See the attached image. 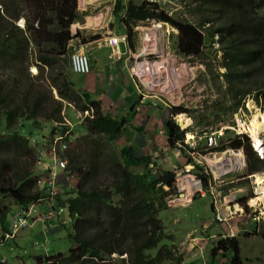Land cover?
<instances>
[{
	"label": "trees",
	"instance_id": "trees-1",
	"mask_svg": "<svg viewBox=\"0 0 264 264\" xmlns=\"http://www.w3.org/2000/svg\"><path fill=\"white\" fill-rule=\"evenodd\" d=\"M193 1L197 2V5L190 11L198 14V25L188 19L169 16L160 9L156 12L151 9L155 6L152 3L130 5L125 23L128 25L147 18L169 22L179 30L178 50L185 56H199L205 48L204 45L208 42L212 43L214 35L218 34L223 52L222 66L226 68L223 73L226 87L235 88L226 111L232 115L237 110L240 99L252 91H262L264 99V0ZM19 2L29 9L30 19L25 22L24 32L13 23L19 15L9 14L11 29L7 34H0V57L11 52V49L22 48L26 51L27 46L32 45L44 68H50L49 72L43 75L57 89L60 96L74 101L78 107L83 108L88 102L93 108L92 117L74 127L82 136L77 138V150L67 153L66 170L77 174L79 183L75 191L68 193V199L61 201L69 211L70 217L76 212L81 219L79 217L80 220L75 224L73 232L69 234L70 227L66 229L68 231L66 238L73 241V247L64 254L55 255L52 264L172 262L175 258L166 242H162L163 237L161 232L159 233L161 229L159 211L165 206L164 198L168 194L162 188V184L166 183L172 189L173 172L164 171L157 178L147 179L150 156L144 153L138 154L133 143L122 144L118 149H115L114 144L111 143L112 139L127 129L124 117L102 113L98 100H92L90 94L84 90H76L79 87L68 71L61 72L59 69V77L51 76V71L54 72L62 67L57 63L59 61L57 57L66 53L65 44L69 37L66 27L68 22L76 17L75 0H0L7 12L15 8ZM4 22L6 18L0 15V32ZM35 22L36 26H34ZM208 22L213 24L206 28L205 24ZM20 75V73L15 74V76ZM43 75L40 74L35 78H39L38 82L33 80L35 89L31 80H29V88L27 81H24L26 91L21 99L27 106L25 112L23 109L12 108L0 113L2 126L7 129L4 143L11 141L15 148H20L27 143L21 131L32 133L37 117L46 120L58 119L56 112L60 102L56 106L49 92L43 90L44 86L41 82ZM236 81L247 85L244 88L236 87ZM7 95H10L9 92L0 94V111L6 106L3 101ZM49 104L54 105L50 110L46 109ZM21 117L25 120H21L22 123L15 127L16 121ZM221 119L223 120L218 118ZM164 126L167 130L168 146L175 147L177 143L183 145L184 130H180L171 120H166ZM0 142H2L1 138ZM226 148L243 150L249 172L264 170V160L257 158L247 136L237 135L225 129L218 139L217 146L210 150L221 151ZM193 165L194 170H197L196 175L201 179L202 187L207 189L210 176L199 164ZM142 167L144 171H141ZM104 171L112 173L113 177L111 184L104 186L107 189L102 191L99 189L98 178L99 173ZM28 176L26 166L22 168L14 165L12 168L10 164L4 162L0 169V195L10 198L20 207L38 198L49 200V196L43 190L36 193L28 190ZM110 195H118L120 200L110 202ZM104 210L103 219L97 213ZM4 218V214L0 213L2 223L5 221ZM83 227L86 229L83 230ZM261 228L263 229L262 225ZM262 237L264 238L263 233ZM215 250H221L223 255L232 253L228 264H245L237 238H219ZM112 253L118 256L125 254L126 257L113 258L110 256ZM0 264L4 263L0 262Z\"/></svg>",
	"mask_w": 264,
	"mask_h": 264
},
{
	"label": "rangeland",
	"instance_id": "rangeland-1",
	"mask_svg": "<svg viewBox=\"0 0 264 264\" xmlns=\"http://www.w3.org/2000/svg\"><path fill=\"white\" fill-rule=\"evenodd\" d=\"M88 1L94 0H77V3L79 6L82 5L83 2ZM151 1H153V3L155 2L154 4H156L157 2L159 9H161L162 11H165L166 13L172 14L174 16L178 14V18L188 19L198 25V14L190 11L191 9L195 8L197 2L193 0ZM112 4L113 2L110 0H102L101 2H98L97 5L89 8L88 10H84V13L93 14L96 11L103 9L107 12V15H110L114 7V4ZM109 7L110 10H108ZM181 9H185L183 13L178 12ZM175 11L177 13H174ZM2 13L6 17V22L3 23V32L5 34H7L11 29V26L9 24V14L14 15L15 13L19 15V18H30L29 9L25 4L21 2L17 3L16 7L11 8V10L8 12L3 9ZM88 20H90V23L92 22V19L90 17H88ZM212 24V22H208L205 24V27L208 28L212 26ZM115 25L117 27V34L125 31L118 18H115L114 22L104 20L98 24L93 23L92 27H89L87 31H82L79 40L82 41L86 39V46H95L97 42H100V40H104V37L109 36L110 34H114ZM135 27H137L135 28L136 30L134 28L133 30L134 32L136 31L135 37L137 41V47L145 45L144 48H150L148 51H146V53L138 58L139 63L149 65L160 64V66H165L166 68V72L157 77L160 80L158 84L162 83L161 85L155 87L154 90H147L145 87L141 86V91L143 93L159 97L158 102H160V104L162 105L164 116H166L167 118L170 117L171 119L175 118L176 122L178 120L180 128H184V126H186L185 124H189L190 126H192V133L187 132L185 134L184 142L185 144H187V146L182 145L180 146L181 149L178 148L179 144L176 147H169L167 144L166 136L160 133V130H156L155 135H150L153 141H149L150 136L143 135V132L137 133L134 127L142 123L144 110H141L138 115L132 118L131 124L127 125L130 133L122 132L118 137L111 140V143L114 144L113 146L115 149H118L122 144L133 141L138 144V147L136 148L137 153L146 151L147 155L150 154V161L152 163L150 168L152 170L150 169L148 171L147 179H153L166 170H171L172 172H174V192L176 194H174L172 189H169V187L164 189V191L168 193L164 198L166 205L159 212V219L161 220V229L159 233L161 232V235L163 237L162 241L166 242L170 251L171 249H173V245L176 246L175 252H173L174 256H178L179 254L184 252V258L186 260L194 261V263L192 264H199V261L200 264H208L209 256L206 255V249L208 246H205L203 243V239L201 237L197 238V235L204 231V229L207 231H210L212 229V227H208V219H210V200H212L213 197L209 198L206 195L201 198L200 194L204 192L202 190V192L200 193L194 191L195 194L192 193V195H190L193 196L194 194L193 198L198 196L199 199L196 198L194 200L193 198L190 199V197L187 202H185L186 200H182V202L177 200V198L179 197L178 193L180 192V188L177 185L178 180L186 174H191L197 180V178L195 177V173L197 172V170L191 169V167L188 166V162L190 160H194L200 166H202L204 168V171L210 176L211 179L209 184L212 186L213 190L216 189L217 191H221V193L223 194L220 197L219 195H215V204L217 207H220L223 212L226 213L229 226H231V228L235 230L233 235H236L237 239L240 242L239 244L241 247L242 256L244 258H249L247 264H264V238L262 237V233L264 234V217L260 215V212L264 209H262L260 203L256 204L255 202V198L257 196H264V190H261V187L256 181L255 183L257 184V187L254 188V180L253 178H251L252 174H250V172L246 170V158L241 149L232 151L226 149V151L223 152H206L205 149L208 147L207 144L209 143L207 142V139L205 141V139L203 138L204 133L201 132V130L205 128L218 129L217 131L219 132H223V128L225 127H229L233 130L234 125L237 123L235 126L237 132L239 130H242L243 127H248L250 128V132L248 130L246 133L250 134L249 136H251L252 142L254 137L261 139V137H263L262 133L264 131V110H259L261 109L262 105V107H264L262 100H255L256 93L252 92L251 95L242 100L244 105L243 108L238 107L236 112L230 116V113L226 111V107H228L231 103V95L234 93L235 88L234 86L231 89H228V87H226L225 77L223 76L225 68L222 66L223 54L221 50H218V48L220 47L219 44L210 45L211 43L208 42L206 43V45H204L205 48L199 56H184L177 50V41L176 36L174 35L176 34V32L172 30L169 24H159L157 22H154V20H146L139 22ZM199 28L202 29V27L200 26ZM203 30L206 32V29L204 27ZM130 33L131 35L133 34L132 29ZM143 36H149V41H145L143 43ZM218 37L219 36L215 37L216 41ZM36 54L37 53H35L34 51L27 52L23 59V64H30V71L34 70L33 66H35L37 71L39 69L37 67V61L35 60ZM67 58L68 57L65 54L57 57V60H59L58 63L62 67L57 68L54 72L51 71L52 77L55 75L59 77V69L61 70V72H65L67 70L70 71L69 66L66 62ZM91 65H94L93 60H91ZM43 69V73H41L42 71H40V73L38 71L37 76H39L40 74L43 75L45 72H49L50 70V68ZM140 69L143 72H150L151 70L149 66L145 65L143 67H140ZM13 77L18 78L15 79ZM81 78L82 76H75L77 83H80ZM34 79H32L31 81L33 84L32 87L35 89L36 85L33 81ZM38 80L39 78L35 79V82H38ZM47 80L43 75L41 81L43 83L42 85L44 86L43 90H47L49 92L51 99L54 100L56 106H58L59 96L58 94H55V89L53 88L54 86L51 85V83H49ZM118 80L121 82L122 86V81H124V79H122L121 75L118 76ZM24 81H27V86L29 88L30 82L24 73H21L20 76H15L12 73L10 75L0 76V94L9 92L11 100L20 104V98L24 97L26 91ZM146 83L148 87V80H146ZM235 85L236 87L244 88L247 84H241L236 81ZM113 87L118 88L116 83L113 84ZM84 90L86 91V89ZM126 90L129 91V88H126ZM118 91L119 89L115 93L113 92L111 94V92H109L110 95L104 96L101 93L96 95V91L92 90L90 96L91 99H94L95 97L98 98V96L101 95L103 98H105L103 101V111L117 113V110L123 108L121 106L122 101H120L119 99L120 97L118 96V98L115 99V95L118 94ZM153 99L157 100L156 98ZM48 107L53 108L54 105L49 104ZM175 107H180L188 110V112L192 116H196L197 120L192 119L191 117L188 118L189 116H187L186 113L176 116L175 113L171 111V109ZM72 108H76L75 103L68 102V100H63L60 101L59 108L56 112L58 117H60L65 123L62 124L63 128L61 127L60 129L65 130L67 128H70L71 134L73 136L71 137V142L69 143V149L67 152L77 150V138L82 136L73 129L74 125L78 123L81 117V113H77L78 111H76L73 118L70 119L68 115L72 116V114L74 113L72 111ZM24 109L26 110V107H24ZM3 112H5V109L3 110ZM154 112H159V110L157 108H154ZM217 114H219V116H217ZM218 118H223V120L221 119V121H218ZM201 121L204 122V126L210 122L215 123L214 126L203 127ZM144 123L149 126H153L154 129L156 128L157 124L159 126L157 127V129L162 128L161 120L157 121L156 119L150 118L148 116L146 117ZM20 124L21 122L17 120L14 126L17 127ZM36 124L39 128H42L44 130L39 131V133H36L35 135L39 138L40 135L46 134L44 136L45 138H47V136L50 135V132L45 133V129L50 128L52 123H47L43 120L42 117H37ZM260 124H262L261 128ZM161 135H163V137ZM141 138H145L146 140H148V142H150V145L145 140L143 141ZM262 142H264V140H262ZM35 146L36 148H34ZM45 146L41 151H39V144L31 142L29 145L30 148H33L35 154H41L46 157V153L48 152L47 148H49L50 150V146ZM188 146H190L191 148L195 147L197 152L191 150ZM237 153L241 154L244 161V165L242 164V167L240 166L239 168L236 164H234V159L236 158ZM255 153L257 154V151H255ZM7 155L8 157L11 156L9 153H7ZM218 161H221L224 164V170H222V168H220V171L215 170L214 165L217 164ZM9 162L15 163L17 167L19 166L23 168L26 166V170L30 172V176L28 178H32V181H34V178L36 179L37 174H42V163L38 161L37 158L33 159L27 157V153L25 150L22 154H20L17 160H14V158H12L11 160H9ZM50 162V159L45 160L44 167L46 168L48 166H52V163L50 164ZM141 171H144V169L142 168ZM61 173H63V171ZM256 173L263 174L264 170H260ZM57 174L59 175L60 173ZM112 177V173L107 171L99 173V189L102 191L103 189H107L104 188V186L111 184ZM220 179L223 180V183H220ZM71 181L73 188H75L76 184L79 183V176L75 173H72ZM34 183L35 188L31 189V191L39 190V186L37 185L36 181H34ZM257 191H260V194H257ZM234 195L236 196L235 200L229 203H227V201H224V198H226L227 196ZM119 200L120 197L118 195H110V202H118ZM220 200L221 202H219ZM258 201L260 202V200ZM0 202L3 206H8L10 204V202L4 197H1ZM233 202H238V204L236 205L239 206V211L235 209V204ZM97 214H100L104 219L105 210ZM9 215L10 213L3 223L5 227H8ZM196 216H205L206 224L204 229L199 230L198 223L200 224L201 222H196L194 220ZM261 225L263 226V229L261 228ZM28 228L29 226H26L24 228L25 232L28 231ZM82 229L84 230L86 229V227H83ZM37 231L38 226L29 233L19 235L18 237L8 240L4 244L0 245V252L6 258V264H36L34 258L35 255H44L46 254V252L50 254H56V251L66 252L69 247L73 246L71 241H69L65 237H62L59 233H51L49 237L44 240V244L42 246L27 249L30 242L36 239L35 233ZM37 238L42 239L41 234H38ZM16 243L24 247L26 246V251L24 252L23 249L15 248ZM9 245L14 246L15 249L9 250ZM112 256L113 258H118L117 254H112ZM228 257L229 255L227 256V258Z\"/></svg>",
	"mask_w": 264,
	"mask_h": 264
},
{
	"label": "clouds",
	"instance_id": "clouds-1",
	"mask_svg": "<svg viewBox=\"0 0 264 264\" xmlns=\"http://www.w3.org/2000/svg\"><path fill=\"white\" fill-rule=\"evenodd\" d=\"M101 1L102 0L83 2L82 5L78 6L77 0H75L74 13L76 14V17L73 20H71L70 22H68L67 27H66V30L69 32V37L66 40V44H65V49H66L65 55H67V57H68L66 62H67L69 69H70V71L69 70H67V71L70 72L71 75L73 73L72 76L74 77V79H75L76 75L82 76V78L80 79V83H77L76 79H75V83L79 87V89L77 88L78 90H84L83 89L84 77L88 76L93 71V68H92L93 66L91 65V59H90V51L93 48H106L110 51L111 56H114L113 54H118V57L121 56L120 60L125 61V64H124L125 74L128 75V77L132 81H134L136 84V91H137L136 96H135L136 99H134L130 103H124L122 101L121 106L123 108H120L119 110H117V113H111L110 111H103V105L104 104H102L101 99H97L95 97L92 100H98L100 102V109H101L102 113L109 114L111 116H116V117L117 116L124 117L125 122H126L125 126L127 128L124 131V133H126V132L130 133V130H128L127 125L131 124L132 118H134L136 115H138L141 110H144V113H143L144 117H142V123L141 124L134 126L137 133L143 132V135H148V136L155 135V131L157 129L156 128L154 129L153 126H149V125L145 124L144 121L146 120L147 116L150 118H154V119H160L162 122V128L158 129V130H160L159 132L166 136L167 144H168L167 130L165 129V126H164L165 121L171 120V121L175 122L176 125L180 128V126H179L180 124H179L178 120L176 122L175 118L171 119L170 117L167 118L166 116H164V112L162 111V105L160 104V102H158L159 97H156L155 95H149V94L143 93L141 91V86L145 87L147 90H154L155 87H157L158 85H161L162 83L158 84V82L160 80L157 77L159 75L165 73L166 68H165V66L164 67L160 66V64L159 65L154 64L155 65L154 66V65L139 63L138 58L140 56H142L144 53H146V51H148L150 48H144L145 45L137 47V41H136V37H135L136 31L134 32L133 28L134 29L137 28L135 26L139 22L146 21V20H154V22H157L159 24H169L171 26L172 30L176 32V34H174V35L176 36L177 50H178V39H177V37L179 34V30L175 26L171 25L169 22L163 21V20H156L155 18H147L144 20H138V21H135L133 23H129L128 25H126L125 16H126L127 9L129 8V6L130 5L139 6V5H142L144 3L154 4L155 2L153 3V1H151V0H140V1H138V0H110L114 4L113 11L110 15H107V12L104 11L103 9H100L93 14L92 13H84V10H88L89 8L97 5V3L101 2ZM90 3H94V4H90ZM121 6H122V10H120ZM3 9L4 8H3L2 4L0 3V15H2L4 18H6L5 15L2 13ZM151 9H154L157 12L159 10L158 3L156 2L155 6L151 7ZM108 10H110V7L108 8ZM176 10H178V9H176ZM184 10L185 9H181L178 12L183 13ZM174 13H177V12L175 11ZM101 14H103V18L101 19V21L108 20L109 22H114V19L118 18L119 22L123 25L125 31H123V33L117 34L116 33L117 27L115 25L114 34H112V35L110 34L109 36L104 37V40H100V42H97V44L95 46H86V42H87L86 39L82 40V41L79 40L81 32L87 31L89 27H92L93 23L94 24L100 23L101 22L100 21ZM167 15L172 16L174 18H178V16H177L178 14L174 16L172 14L167 13ZM88 17H90L93 20L91 22V24H89V25L87 24ZM29 19L30 18H23V17L19 18L18 17L16 20L13 21V23L17 28H19L25 32V22ZM178 19H184V18H178ZM36 25H37V23L35 22L34 26H36ZM155 26H158V25H155ZM3 29H4V27L2 25V29H1L0 34L4 33ZM131 29H132V33H133L132 35L130 33ZM216 36H219V35L218 34L214 35V39H213L214 41L210 45H212V44H219L220 45V43H219L220 36L218 37L217 41L215 40ZM146 37H148V39H146ZM95 38H97V37H95ZM145 41H149V36H145V37L143 36L142 37V42L144 43ZM119 43H126L127 44L125 52H121L120 50H118V44ZM218 50H221V48L219 47ZM10 51L11 52L0 57V76L10 75L11 73L14 75L17 73H20V74L24 73L29 80H32V79L37 77L38 71H39V73L42 70L44 71L43 68L45 66H44L43 62H41L38 59V53L36 52L35 48L32 45H28L26 48V51L22 48H14V49H11ZM31 51H34L35 53H37L35 60L37 61V65H38L37 67L39 68L38 71L35 68V66H33L34 70L30 71L29 70L30 64H23V59L25 57V54L27 52H31ZM178 52H180V51L178 50ZM76 53L83 55L85 57L86 68H83V69H74L73 68L71 56L73 54H76ZM222 54H223V52H222ZM57 63H58V61H57ZM144 65L150 67V69H151L150 72H139L138 73L137 69L139 67H143ZM225 71H226V68H225ZM126 75H124V76H126ZM34 76H36V77H34ZM139 78H141V79H139ZM144 78H147V80H148V85H149L148 87H147V83L144 82L145 80H143ZM138 79H139V81H138ZM113 84L114 83L108 84L104 90L98 88V90H96V95L101 93L104 96L105 95L108 96V95H110V93H108L107 90H109L111 92V94L113 92L115 93V90L117 87H113ZM138 84H139V86H138ZM117 86H118V84H117ZM163 87H166V86H163ZM53 88L55 89V94L56 95L58 94V96H59V99H58L59 102L63 101V100H68L64 97H61L60 94L58 93L57 89L55 87H53ZM118 88H119V86H118ZM120 88H123V87H120ZM86 92H88V91H86ZM252 92L256 93L255 100L261 99L263 104H264L262 91L261 92L252 91ZM252 92L244 95L240 99V103H239L238 107L243 108L244 105H243L242 100H244L247 96L251 95ZM52 93H53V91H52ZM88 93L90 94V92H88ZM258 95H259V97H258ZM118 96L121 98L120 92H118V94L115 95V99L118 98ZM153 98H156L157 100H155ZM20 101H21V103L18 104L15 101L11 100L10 95H7V98L3 101V104L6 105L3 108V110L5 109V111H6L7 109L16 108V110L23 109L25 112L26 110L24 109V107H27V106L25 104H23L21 98H20ZM68 102L75 103L74 101H70V100H68ZM262 106H261V109H259L260 111L264 110V109H262V108H264ZM154 108H157L159 110V112H154ZM46 109L50 110L52 108L48 107ZM3 110L0 111V113H3ZM42 110L44 112V109H42ZM104 110H105V108H104ZM72 111L74 112L72 114V116L68 115V117L70 119L73 118L76 111H78L77 113H81V117H80L78 123H76L74 125V127L83 124V122L87 118H90L93 115V108H92L90 103L86 104L85 107H83V108L78 107V104H76V108L73 109ZM171 111L173 113H175L176 116L186 113L187 116H189L188 118L191 117L192 119L197 120L196 116L193 115L194 116V118H193V116L188 112V110H186L184 108L175 107V108H172ZM154 113H156V114L159 113L160 117L157 118L154 115ZM121 114H123V115H121ZM24 115H26V114H24ZM56 117L58 119H51V120H46L42 117L45 122L52 123L50 128L45 129V133L50 132V135L47 136V138H45V136H44L46 134L40 135L39 138L35 135L36 133H39V131L44 130L42 128H39L36 124L35 129L33 130L32 133H27V132L22 133V131H21V135L27 140V143H26V145H22L20 148H15L13 142H11V141L4 143V136L7 137V133H6L7 129L4 126H2V117L0 116V138L2 139V142H0V169H1V166L3 165L4 162H7L13 168L15 163H10L9 160H11L12 158H14V160H17L18 157L20 156V153H23V151L25 150L27 153V157L33 158V159L37 158L38 161H40L42 163V174H37L36 179L34 178V181H36L37 185L39 186V190H43L44 192H46L47 196H49L48 197L49 200H46V198H38L34 202L29 201L26 205H24V207H20V206L16 205L10 198H7V197H4L3 195H0V200H1V197H4L10 202V204L8 206H3L0 202V213H1V215L4 214V216H5L4 220H6V218L8 217V214L10 213L9 218H8V221H9L8 227H5L3 225V223L0 221V245L4 244L8 240H11V239L18 237L19 235L27 234L30 231H32L35 227L38 226V231L35 233L36 239H34L33 241L30 242L27 249L42 246L44 244V240H46L51 233H59L62 237L66 238V235L68 234V231H66V229L70 227L69 228L70 229L69 234H70L71 232L74 231L75 224L78 223L79 220L81 219V217L76 212L73 214L71 213L72 216L70 217L69 211L64 206V204L61 203V201L68 199V193L70 191L76 190L77 184H76L75 188H73V185L71 184L72 183V181H71L72 172L66 170V168H67V153H68L67 151L69 149V143L71 142V137H73L71 134V129L70 128H67L65 130L60 129L62 127V124H65V123L62 121V119L60 117H58L57 114H56ZM21 120H25V118L21 117L19 119V121H21ZM218 121H221V120H218ZM30 122L31 121H28V123H30ZM23 123H25V122H23ZM214 123L210 122L204 126V122H202V126L203 127H211V126H214ZM236 124L234 125L233 130L230 129L229 127H225V128H223V132H219V131H217L218 129H214V128H210V129L205 128V129L201 130V132L204 133L203 138L205 139V141L207 139V142L209 143V144H207L208 147L205 149L206 152L211 151L210 150L211 148L217 146L218 139L220 136L223 135L225 129H229L237 135L247 136L251 149L255 150L254 145L251 141V136H249L250 134L246 133L248 130L250 132V128L243 127L242 130H239L237 132V130L235 129ZM189 126L190 125L187 124L186 126H184V128H180V130H184V133H183V145L184 146H187V144H185V142H184L185 141V134L187 132L192 133V126H190V127ZM74 127H73V129H74ZM187 127H189V128H187ZM151 136L149 138V141H153ZM262 136L264 137V131L262 133ZM139 139H138V141H139ZM141 139L143 141L145 140L150 145V142H148V140H146L145 138H141ZM31 142H33L35 144H39V151H41L45 145L50 146V150H49V148H47L48 152L46 153V157L41 155V154H35L33 148L29 147ZM127 143H133L136 148L138 147V144L136 142L130 141ZM127 143H125V144H127ZM178 144H179L178 148L181 149L180 146H182V144L177 143L176 146ZM13 147H14V149L19 151L20 153L16 152L13 149ZM188 147L191 150L196 151L195 147H193V148H191L190 146H188ZM34 148H36V146ZM226 149H228L230 151L237 150L234 148H226ZM226 149L221 150V151H214V152H223V151H226ZM238 149H241V148H238ZM254 150H253V152L255 153L256 150L255 151ZM241 151L243 152L242 149H241ZM136 152H137V149H136ZM7 153H9L11 156L8 157ZM141 153L147 154L146 151H143ZM138 154H140V153H138ZM238 154L239 153H237V155ZM255 155L259 156V157L257 156V158L264 160V157H262L258 151H257V154L255 153ZM149 156H150V154H149ZM245 158H246V156H245ZM47 159L51 160L50 164L52 163V166H48L45 168L44 164H45V160H47ZM241 159H242V156H241ZM59 160L64 161V167L59 166V164H58ZM188 163H189L188 166H190L191 169H195L194 165H193L194 163L198 164L194 160H190ZM242 164L244 165L243 159L241 160V165H239L237 167L238 168L240 166L242 167ZM151 165H152V163L150 161L147 165L148 170L151 169L150 168ZM246 165H247V158H246ZM246 170H247V167H246ZM62 171H63V173H61ZM166 171L172 172L171 170H166ZM256 172H258V171H251L250 172V174H252L251 178H253V180H255L254 174H256ZM57 173H60V174L58 175ZM173 174H174V172H173ZM188 175H191V174H188ZM195 175H196V173H195ZM29 176H30V172H29ZM191 177L193 179H195L192 175H191ZM195 177L197 178V180L196 179L195 180L198 182V187L196 189H194V191L200 193L203 190L204 192L200 194L201 198L206 196V195L209 198L213 197V199H212L213 201L210 200L211 205H209V207H210L209 209L211 211L210 212L211 221H209V223H208V227H212V229L210 231H207L204 229L205 224H206L205 216H196L194 218V220L196 222H201L200 224L198 223L199 230L204 229V231H202L201 233H199L197 235V238L201 237L202 239H204L209 244L208 256H210V259H209L208 263H214L213 258H216L219 260H223L225 264H228L229 260L231 259L232 253L229 252V253H227V255H223V252L221 250H219V251L215 250V244L219 238H224V237L237 238L236 235H233L235 230L232 229L231 226H229V224L227 222L226 213L223 212L220 209V207H217L215 204V198H216L215 195H219V197H220L223 194L221 193V191H217L216 189L213 190V188L210 184H208L209 186L207 189H204L202 187L201 179L198 178L197 175ZM155 178H157V177H155ZM174 179H175V174H174ZM174 179H173V183H172L171 187H172L173 193L176 194L174 192V182H175ZM27 181H28L27 182L28 183V190L31 191V189L35 188V183H34V181H32V178H28ZM179 181H180V179L178 180L177 185L180 188ZM219 181H220V183L221 182L223 183L222 179H220ZM209 183H210V180H209ZM253 185H254V187L256 185V183L254 181H253ZM167 187H169V186L166 183L162 184L163 189H165ZM169 189H170V187H169ZM39 190H35V191H31V192L36 193ZM179 191H180L178 193L179 197L177 199L182 198V195H183V190L181 188ZM194 191L192 193H194ZM194 194H193V196H194ZM193 196H190L191 198L190 197L189 198L192 199ZM235 198H236L235 195L234 196H227L226 198H224L225 199L224 201H227V203H229V202L235 200ZM193 199L195 200V198H193ZM187 201H185V202H187ZM219 202H221V200ZM234 204H238V202H236ZM79 217H80V219H79ZM200 225H201V228H200ZM26 226H29L27 232H25V230H24V228ZM62 232H64V233H62ZM38 234H41L42 239L37 238ZM40 240H42V241H40ZM69 241H71L73 244V241L71 239ZM18 247H21V249H23L24 252L26 251V246L24 247V246H21L20 244L16 243L15 248H18ZM72 247H69L68 250ZM239 247H240V244H239ZM15 248H14V246H11V245L8 246L9 250H13ZM172 248L173 249H171V252L174 256L173 252H175L176 246L173 245ZM240 251H241V247H240ZM56 252H57L56 254H50V253L46 252V254H44V255H40V254L35 255L34 256L35 263L36 264H44V263L45 264H52L53 263L52 258L55 255L66 253L65 251H56ZM183 253L184 252H182L178 256H174L175 259L172 260V262H168V264H184L185 258H184ZM112 254H116V253H112ZM112 254L110 255L111 257H113ZM228 255H229V257L227 258ZM118 257H120V256H118ZM122 257H126V255L125 254L121 255V258ZM225 259H227V260H225ZM243 259H244V263L247 264L249 259L244 258V257H243ZM210 260H212V262ZM0 262H2L4 264L7 263L6 258L4 257V255L1 252H0Z\"/></svg>",
	"mask_w": 264,
	"mask_h": 264
},
{
	"label": "crops",
	"instance_id": "crops-1",
	"mask_svg": "<svg viewBox=\"0 0 264 264\" xmlns=\"http://www.w3.org/2000/svg\"><path fill=\"white\" fill-rule=\"evenodd\" d=\"M102 18H103V14H101V16H100V21ZM91 21H93V20H91ZM87 24L88 25L91 24L90 20H87ZM121 33H123V32H121ZM126 46H127L126 43H119L118 44V50H120L121 52H125ZM113 55L114 56H111L110 51L106 48H93L90 51V59L93 60V62H94V65L92 67L93 71L91 74L84 77L83 89H86V91L91 93L92 90L96 91V90H98V88L104 90L108 84L116 83V84H118L119 88H117L115 90V92L119 89L118 92H120V94H121V98H119L120 101H123L124 103H130L131 101L136 99L135 98L136 93H137L136 84L124 72L125 61L120 60L121 56L118 57V54H113ZM119 75H121L122 79H124V81H122V83H123L122 86H121V82L118 80ZM124 75H126V76H124ZM120 87H123V88H120ZM125 87L129 88V91H127ZM107 92L109 93L110 91L107 90ZM97 99H101L102 100L101 102L103 104V100L105 98H103L101 95H99ZM154 115L157 118L160 117L159 113L158 114L154 113ZM156 120H160V119H156ZM157 127H159L158 124L156 125V129H157ZM161 136L163 137V135H161ZM209 218L210 219H208V220L211 221V217H209ZM203 243L205 246H208L206 249V251H207L206 255H208L209 254V244L204 239H203ZM208 259H210V256L208 257ZM210 261L212 262V260H210ZM196 262H198V261H196ZM213 262L214 263H212V264H218V263L225 264L223 260H219L216 258H213ZM192 263H194V261H190V260H186V259L184 261V264H192ZM198 263L200 264V261ZM208 264H211V263H208Z\"/></svg>",
	"mask_w": 264,
	"mask_h": 264
},
{
	"label": "bare ground",
	"instance_id": "bare-ground-1",
	"mask_svg": "<svg viewBox=\"0 0 264 264\" xmlns=\"http://www.w3.org/2000/svg\"><path fill=\"white\" fill-rule=\"evenodd\" d=\"M146 39H148V37H146ZM144 70V69H143ZM137 72L139 73V72H143L141 69H140V67L137 69ZM143 80H145L144 82L146 83V80H147V78L146 79H143ZM260 115H263V114H260ZM264 120V119H263ZM185 125H187V124H185ZM257 125V124H256ZM261 126H262V124H260V128H261ZM257 127H259V126H257ZM257 130V129H256ZM190 136V135H189ZM253 139V138H252ZM261 139L262 140H264L262 137H261ZM261 139H259V138H257V137H254V139H253V145H254V148H255V150L256 151H258L259 152V154L262 156V157H264V142H262V140ZM241 155L240 154H238L237 156H236V158L234 159V164H236L237 166H239V165H241ZM211 166V165H210ZM215 166V170H218V171H220V168H222V170H224L223 169V167H224V164L221 162V161H218V163L217 164H215L214 165ZM213 166V167H214ZM232 166V165H231ZM255 175V180H254V182L256 181L257 183H258V185L261 187V190H264V173L263 174H261V173H256V174H254ZM179 184H180V188L183 190V195H182V198H179V199H177L178 201H180V202H182V200H189V197H190V195L192 194V192L194 191V189H196L197 187H198V182L195 180V179H193L192 177H191V175H188V174H186V175H183L181 178H180V181H179ZM257 187V184L255 185V187L254 188H256ZM260 190V189H259ZM262 192V191H261ZM264 192V191H263ZM257 194H260V191H257ZM255 196V195H254ZM250 200V199H249ZM258 200H260V202L258 201ZM255 202H256V204L257 203H260L261 204V207H262V209H264V196H257L256 198H255ZM248 203H249V201H248ZM235 209L237 210V211H239L240 210V208H239V206L238 205H236L235 204ZM260 215H262L263 217H264V210H262L261 212H260Z\"/></svg>",
	"mask_w": 264,
	"mask_h": 264
},
{
	"label": "built area",
	"instance_id": "built-area-1",
	"mask_svg": "<svg viewBox=\"0 0 264 264\" xmlns=\"http://www.w3.org/2000/svg\"><path fill=\"white\" fill-rule=\"evenodd\" d=\"M71 59H72V64H73L74 69L86 68V59L83 55L76 53V54H73L71 56ZM58 164L60 167H64V161L63 160H59Z\"/></svg>",
	"mask_w": 264,
	"mask_h": 264
}]
</instances>
